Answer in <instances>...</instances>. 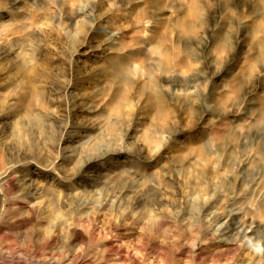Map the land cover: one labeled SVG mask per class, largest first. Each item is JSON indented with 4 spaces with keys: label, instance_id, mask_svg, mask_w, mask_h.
I'll return each mask as SVG.
<instances>
[{
    "label": "rangeland",
    "instance_id": "1",
    "mask_svg": "<svg viewBox=\"0 0 264 264\" xmlns=\"http://www.w3.org/2000/svg\"><path fill=\"white\" fill-rule=\"evenodd\" d=\"M82 1L0 0V264L263 256L264 0H90L112 49ZM235 207L261 229L226 245Z\"/></svg>",
    "mask_w": 264,
    "mask_h": 264
},
{
    "label": "bare ground",
    "instance_id": "2",
    "mask_svg": "<svg viewBox=\"0 0 264 264\" xmlns=\"http://www.w3.org/2000/svg\"><path fill=\"white\" fill-rule=\"evenodd\" d=\"M14 1H15L14 2L15 4L20 2V0H14ZM109 1L112 2V6H114L117 9H121V6H119V8L117 7L118 4L125 6L128 3L127 0H109ZM151 3H155V0H152ZM82 4H83V6H80L77 9H75V11L73 13L72 18L76 21V23L79 22V21H77L78 19H82L87 24H89L90 30H89L88 34L89 35L96 34L97 39L99 40V44L101 46L104 44L105 46H108L109 49H112V47L120 44V42L122 41V38H117V34H115L113 28L110 25V23L111 24L114 23V22H112V20L114 18L112 17L111 14H109L111 9L106 11L105 13H103L101 15H97L96 14V7L94 4H92V2L90 0H83ZM117 42H118V44H117ZM226 71L227 70H224V72L223 71L216 72L215 73L216 79H220L224 75L228 74V72H226ZM180 84H181V82H180ZM176 90H178V89H176ZM217 91H219V89H217L214 92H217ZM158 103H160V102H158ZM160 107L161 106H159V108ZM159 111H161V110H159ZM215 111L216 110H214V109H208V110H204L203 113L205 116L206 115L208 116V115H213ZM70 112H71V109L69 110V113ZM164 112H165V110H164ZM146 134H147V132H146ZM144 137L146 138L147 141H149L150 138L147 135H144ZM146 140H145V142H147ZM117 152H120V151L114 150L112 152L107 153L106 156L91 157V158L86 160V167L90 168L91 170H97V168L100 166L101 160H103L108 155H113ZM98 176H99L98 174L87 176V178H88L87 180H88V182H90L89 184H91V185L97 184V182L99 180ZM10 185L13 186L12 181L10 182ZM29 196H33V194L30 192ZM242 211L243 210H241L240 208H238V210L236 208V211H233L230 215L222 214L221 216H219L218 220L221 223L219 236L222 237L221 242H223L224 244L236 245L238 243L239 239L243 241L246 238H249L252 235H254L256 232L255 230L261 229V224H259V222L255 223L254 220H253V222L251 221L249 224L244 223L242 221ZM260 243H262V246L264 249V236L261 237ZM246 245H248V244H246ZM251 256L253 258V262H251V263L245 262L243 264H264V255L261 257H258V256H255L254 254H252Z\"/></svg>",
    "mask_w": 264,
    "mask_h": 264
}]
</instances>
